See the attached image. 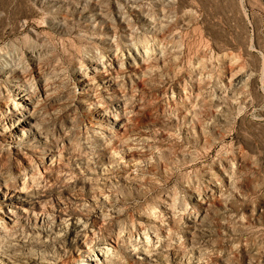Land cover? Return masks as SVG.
<instances>
[{"label": "rangeland", "instance_id": "1", "mask_svg": "<svg viewBox=\"0 0 264 264\" xmlns=\"http://www.w3.org/2000/svg\"><path fill=\"white\" fill-rule=\"evenodd\" d=\"M0 67L47 139L0 129L1 183L52 209L23 253L264 264V0H0Z\"/></svg>", "mask_w": 264, "mask_h": 264}, {"label": "bare ground", "instance_id": "2", "mask_svg": "<svg viewBox=\"0 0 264 264\" xmlns=\"http://www.w3.org/2000/svg\"><path fill=\"white\" fill-rule=\"evenodd\" d=\"M85 71L87 75L90 77H93L100 72L99 66L93 62L89 63L87 69L85 68ZM83 74H84L83 76H85V73ZM1 76L4 77L3 75ZM6 83L10 86L11 90H8V92H6V94H4L2 98H0V129L5 130L7 127H12L14 125H17L16 127H14V129H16L18 132L24 133L27 130H34L35 133L33 137L36 139V141H39L41 143L47 142V139L43 137L42 132L39 129L38 119L36 118V115L33 114L34 105H33V98L30 93L31 91L29 92L30 89L27 90L26 87L24 88L17 80H8ZM83 86L87 87L88 83L84 82ZM47 152L48 155L42 157V160L47 161L49 163L54 162L55 159L58 157L57 154H55L53 150H49ZM81 169H83L84 171L83 174L85 175L86 180L92 182L94 180L96 186H104L108 183V178H103L99 171L96 172V169L94 171H92L90 168L87 167ZM93 176L94 178H92ZM107 176L109 175L107 174ZM113 177L115 179V176H112L110 179H113ZM12 190L13 189L9 188L0 181V194L4 195V198L7 195L9 196L8 199L3 201L4 208L3 207L0 208V211L6 210V213H3L5 219L0 217V225H2L4 228H7V226L13 227L14 225H20V228L17 229H21V230L26 229V226L33 227V230H35V239H27L29 238L27 236L23 238L15 235H11L10 237H8V243L6 245L0 244V264H22V263L24 264H96L97 262L99 263V259L102 256H104L102 250H99V248H97V250L89 249L90 250L89 251L88 249L85 248L83 244H80L78 246V250H77L78 255L76 254L77 257L73 258L72 260H67L63 257H53V255L52 257L41 256V258L40 257L37 258L36 254L34 255L33 253H31L30 248H28V250L30 249V252L25 251L24 254L23 251L27 247L42 245L49 238V235H47L45 232V228L42 226L46 222V219L50 216V211L52 209L46 208V206H44V204L46 203H43V200L41 198L30 197L22 189L14 190L13 192H11V195H9L10 191ZM31 207L34 208L31 209ZM21 220L22 221L25 220L24 221L25 223L22 222ZM30 221H33L36 224L37 223L41 224V227H37L36 225L29 226L27 223ZM75 224L76 223L74 221H71L70 223H68V226L65 225L66 227H64V229L66 231H70V229H72L75 226ZM0 228L2 227L0 226ZM43 233H45V235H43Z\"/></svg>", "mask_w": 264, "mask_h": 264}]
</instances>
